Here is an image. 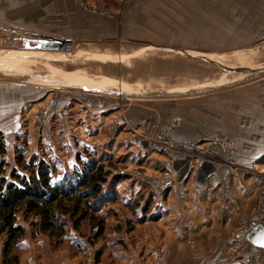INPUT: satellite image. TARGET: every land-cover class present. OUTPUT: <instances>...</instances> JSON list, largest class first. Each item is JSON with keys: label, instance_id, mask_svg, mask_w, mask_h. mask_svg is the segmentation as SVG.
<instances>
[{"label": "rangeland", "instance_id": "obj_1", "mask_svg": "<svg viewBox=\"0 0 264 264\" xmlns=\"http://www.w3.org/2000/svg\"><path fill=\"white\" fill-rule=\"evenodd\" d=\"M153 2L155 26L146 30L147 38L130 46L128 52L113 49L118 55L133 56L121 60L93 58L70 61L54 60L50 56L34 59L24 54L3 57L11 51H40L47 45L41 44L42 39L37 36L25 39L0 32L4 37L0 40V67L34 75L61 69L63 72L89 74L93 80L110 78L122 82L136 94L154 88L182 91L217 86L234 81L238 75L208 61L189 57L180 50H167L162 46L184 49L216 62L236 57V64L227 65L231 67L264 68V0ZM80 45L84 44L66 46L69 50L61 51L74 53L83 49L115 54L98 45ZM151 46L154 47L149 48ZM142 49L144 51L139 53ZM248 85L252 89L246 91L245 96H253L252 100L264 110V77L244 86ZM22 86L25 89L21 87L20 94L25 95L28 101L23 115L9 120L0 117V161L5 162L6 175L15 169L28 176L24 166L44 160L52 169L55 181L66 183L76 181L102 165L107 172V182L103 187L110 201L101 203L99 211L89 212L78 225L70 214L63 215L65 227L62 234L58 231L44 232L39 225V216L19 213L18 223L24 225L26 235L15 244L11 256H5L3 244L6 236L0 232V264H110L123 254L128 255L137 239L151 233L153 226L161 224L158 222L165 215L163 204L167 200L165 196L157 201L148 187H141L131 179L129 172L138 170L152 176L159 175L151 169L150 163L163 157L156 150L124 144L125 127H121L123 131L119 135L114 133L113 127L115 122L121 125L129 123L128 114L140 102L168 99L118 96L128 93L127 90L118 86L110 89L112 85L109 84L100 89L108 99L107 107L89 111L81 109L77 101L69 104L59 101V106L52 107V102L57 100L53 89L58 87ZM38 94H43L42 101L50 97L48 105L41 110L36 104L38 100L34 99ZM46 113L50 114L46 116ZM115 180L118 182L116 185ZM112 190L116 195L111 193ZM99 226H103V232L96 237ZM24 259L26 262L22 261Z\"/></svg>", "mask_w": 264, "mask_h": 264}, {"label": "crops", "instance_id": "obj_2", "mask_svg": "<svg viewBox=\"0 0 264 264\" xmlns=\"http://www.w3.org/2000/svg\"><path fill=\"white\" fill-rule=\"evenodd\" d=\"M153 6V0H0V32L25 39L37 36L42 43L66 41L71 47L94 44L115 53L89 51L88 55L83 49L74 53L40 50L71 54L66 59L69 61L121 60L134 54L118 55L115 51H130V46L146 39V30L155 26ZM0 40L4 37L0 36ZM141 51L144 49L138 52ZM77 54L87 56L76 57ZM41 56L49 57L46 53ZM22 85L26 84L0 82L2 119L21 117L26 110L27 98L19 91L21 87L25 89ZM244 85L247 83L195 98L140 102L128 114L129 123L134 126L151 120L158 122L160 129L177 117L180 125L174 131V140L204 142L223 137L233 142L235 148L220 155V159L233 161L231 164L224 159L204 161L207 166L202 169L200 163L190 164L188 178L166 192L165 215L158 222L161 224L137 239L128 255L123 254L110 264H150L152 251L160 246L168 250L167 264H264L263 248L251 244L245 235L235 236L240 218L249 215L264 182V174L253 170L256 166L264 172V110L252 100L253 96H245L252 86ZM42 97L38 94L34 98L40 110L50 101V97L45 101ZM51 106H59V100ZM186 158L177 155L175 162ZM153 164L150 163L151 169L161 173ZM176 169L179 172L183 165ZM228 174L232 178L233 199L221 209L220 182ZM180 219L182 224L178 225Z\"/></svg>", "mask_w": 264, "mask_h": 264}, {"label": "trees", "instance_id": "obj_3", "mask_svg": "<svg viewBox=\"0 0 264 264\" xmlns=\"http://www.w3.org/2000/svg\"><path fill=\"white\" fill-rule=\"evenodd\" d=\"M4 166L5 162L0 161V232L6 236L3 244L5 256H11L15 244L26 235L24 225L18 223L19 213L39 216V225L44 232L62 234L65 227L63 215L70 214L78 225L89 212L99 211L101 203L110 201L103 187L107 172L102 165L76 181L66 183L55 181L52 169L44 160L24 166L28 176L15 169L7 176ZM111 193L116 195L113 190ZM102 228L99 226L96 237L102 234Z\"/></svg>", "mask_w": 264, "mask_h": 264}, {"label": "built area", "instance_id": "obj_4", "mask_svg": "<svg viewBox=\"0 0 264 264\" xmlns=\"http://www.w3.org/2000/svg\"><path fill=\"white\" fill-rule=\"evenodd\" d=\"M96 10V9H93ZM102 13L107 14L105 10H99ZM54 98L66 103H72L77 101L80 104L81 109L96 110L104 109L108 105V99L105 94L85 91L81 89H69V88H54ZM50 113H46V116ZM180 125V120L177 117L170 119L166 128H159V124L156 121H146L142 125L133 126L128 122L122 125L118 122L114 124V133L121 134L123 130L121 127H125V135L122 137V142L126 145L139 146L133 141V139H139L147 142L146 148H140L144 150H156L161 154L162 159L154 160L155 169H160L159 175H149L144 172L135 170L129 172L131 179L135 180L136 184H139L149 188V192L157 201H161L165 198L166 192L173 189L177 185V172L173 170V164L176 161L177 155H185L191 157V166L195 163L199 164L201 161L220 162L231 160L220 159V155L225 150H232L235 148L233 142L223 137H215L204 142L194 141H176L173 134L175 129ZM48 140L52 141V137L48 136ZM170 165V168L168 166ZM259 174L264 172L258 171L257 168H253ZM220 208L224 209L226 204L233 199V186L231 175L228 174L223 177L220 182ZM264 220V182L257 194L256 200L253 203L250 213L246 217H242L239 220V231L235 234L240 238L246 236V234L257 224L262 223ZM182 224V219L179 220L178 225ZM168 250L162 246L157 247L151 253L152 262L150 264H167Z\"/></svg>", "mask_w": 264, "mask_h": 264}, {"label": "water", "instance_id": "obj_5", "mask_svg": "<svg viewBox=\"0 0 264 264\" xmlns=\"http://www.w3.org/2000/svg\"><path fill=\"white\" fill-rule=\"evenodd\" d=\"M66 43V41H59L57 43H47L46 47H43L42 50H52V51H61V50H69L66 49V46L63 48V45ZM164 49L167 50H174V51H182L187 56L192 58H197L203 61H208L211 64L218 65L219 68L223 69L224 71H228L234 74L240 73V72H248L249 75L239 79L235 80L233 82H229L226 84L218 85V86H206V87H199V88H191L186 91H162V90H152L151 92L141 93V94H132V97L135 98H142V99H175V98H185V97H193V96H200L208 93H213L225 89H229L235 86L243 85L252 81H255L257 79H260L264 77V68L258 69V70H247L244 68H231L229 66H225L222 64H218L213 60H210L206 56H193L190 54V52L179 49L175 47H169V46H162ZM93 77V76H92ZM109 77V76H107ZM112 78V77H111ZM0 82H13V83H21V84H27V85H35V86H46V87H58V88H69V89H81L85 91H89L86 88L82 87H75L71 85L69 82L63 80L62 78H38L36 76H33L31 74L27 73H20L15 71H8V70H2L0 71ZM95 93H101L97 91H90ZM113 94V93H110ZM118 95V94H117ZM118 96H122L119 94ZM135 143H137L139 146L146 148L148 146L147 142L141 141L139 139H133ZM191 164V157H187L185 160H180L178 162H174L173 164V170H177L176 166L183 165V169H181L179 172H177V185L181 186L182 183L188 178L189 175V169ZM207 166L204 161L200 162L201 169L203 167ZM170 168V165L168 166ZM247 240L253 244L254 246H257L259 248L264 249V224L259 223L256 226H254L247 234H246Z\"/></svg>", "mask_w": 264, "mask_h": 264}, {"label": "bare ground", "instance_id": "obj_6", "mask_svg": "<svg viewBox=\"0 0 264 264\" xmlns=\"http://www.w3.org/2000/svg\"><path fill=\"white\" fill-rule=\"evenodd\" d=\"M43 53H46L47 56H50L54 60H65V59H68L69 56H71V54L64 53V52H41V51H28L27 50V51H14V52L11 51V52H9L8 54H6L3 57L13 56V55H16V54H24L26 56L27 55L32 56V58L35 59L38 56H41ZM87 53H88V55L90 54L89 51ZM78 56H87V55L86 54H77L76 57H78ZM237 61H238V59L236 57H234V58H229V59L222 58V59L218 60L217 62H218V64H222V65H225V66H227V65H231L232 66V65L236 64ZM216 66H218V65H216ZM231 66H229V67H231ZM231 68H236V67H231ZM237 68H244V67H237ZM244 69H247L248 71L251 70V69H248V68H244ZM2 70L12 71V70L0 67V71H2ZM51 71H53V72L44 73V74H41V75H34V74H31V75L36 76L38 78H44V77H47V78H57V77L58 78H62L63 80L69 82L71 85H73L75 87H82V88H86L87 90L89 89V91L101 92V94H104V91L100 90L101 86H105V85H109V84L112 85V87L109 86L110 89L114 88L115 86L116 87L118 86V87H122L121 89H123V90H127L128 93H121L122 96H127V98H129L128 96H131L132 94H136V93L130 91L131 90V89H129L130 87L129 88L126 87L122 82L118 83L116 81L117 84H114L115 82H113V81H115V80L112 81V80H110V78H107V79L106 78H102L101 80H93L88 75H86V76L85 75H79V74H75L73 72H61L62 71L61 69L51 70ZM15 72H18V71H15ZM24 73H26V72H24ZM246 73H248V72H246ZM27 74H29V73H27ZM237 74L238 75L236 76V79L243 78V77L247 76L244 72H240V73H237ZM110 82H113V83H110ZM153 90H156V89L154 88ZM151 91L152 90H150L148 92H151ZM182 91H186V90H182ZM174 92H176V91H174ZM141 93H146V92L145 91H140L139 94H141Z\"/></svg>", "mask_w": 264, "mask_h": 264}, {"label": "flooded vegetation", "instance_id": "obj_7", "mask_svg": "<svg viewBox=\"0 0 264 264\" xmlns=\"http://www.w3.org/2000/svg\"><path fill=\"white\" fill-rule=\"evenodd\" d=\"M47 43H57V42H51V41H49V42H44L45 45H46ZM41 44H43V43H41ZM47 46H48V45H47ZM65 46H67L66 43L63 45V48H64ZM43 47H46V46H43Z\"/></svg>", "mask_w": 264, "mask_h": 264}, {"label": "snow or ice", "instance_id": "obj_8", "mask_svg": "<svg viewBox=\"0 0 264 264\" xmlns=\"http://www.w3.org/2000/svg\"><path fill=\"white\" fill-rule=\"evenodd\" d=\"M262 246H264V245H262Z\"/></svg>", "mask_w": 264, "mask_h": 264}]
</instances>
